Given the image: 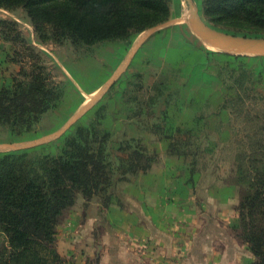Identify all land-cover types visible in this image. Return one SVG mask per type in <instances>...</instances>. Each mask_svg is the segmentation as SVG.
<instances>
[{
	"label": "trees",
	"instance_id": "trees-1",
	"mask_svg": "<svg viewBox=\"0 0 264 264\" xmlns=\"http://www.w3.org/2000/svg\"><path fill=\"white\" fill-rule=\"evenodd\" d=\"M0 8L23 9L39 43H69L83 55L93 53V47L104 42H131L171 16V0H0ZM199 11L219 29L264 36V0H201ZM170 32L202 56L192 65V74L203 83V75L209 73L222 88L218 109L227 113L228 124L240 123L247 130L238 139L229 173L230 181L243 188L234 229L251 252L250 264H264V56L195 47L177 24L153 35ZM0 39L13 47L11 61L30 60L29 69L20 68L12 87L0 90V133L14 135L18 128L35 131L44 114L56 108L58 85L53 84L36 47L17 21L0 18ZM142 75L135 72L134 80L126 82L128 87L116 91L127 108L128 120L139 130L169 139L167 155L191 156L194 167L199 147L193 146L190 134L207 124L205 117L196 113L193 122H177L175 131L167 134L165 125L173 121L167 107L180 88L176 92L170 76L163 74L144 92ZM118 84L119 79L110 89ZM188 100L175 99L176 108L193 103V97ZM107 103L100 99L87 124L71 125L56 139L0 151V264H63L55 246L56 229L78 195L85 200L84 208L92 199L98 203L96 235L98 225L105 223L102 210L115 195L119 203L122 200L118 184L128 175L146 172L158 161L157 153L149 151L140 136L119 141L117 150L111 151V132L104 125ZM183 125L187 129L182 130ZM58 139L61 144L54 142ZM84 264H98V257Z\"/></svg>",
	"mask_w": 264,
	"mask_h": 264
},
{
	"label": "crops",
	"instance_id": "crops-1",
	"mask_svg": "<svg viewBox=\"0 0 264 264\" xmlns=\"http://www.w3.org/2000/svg\"><path fill=\"white\" fill-rule=\"evenodd\" d=\"M154 33L136 47L118 79L137 55H148L151 48L156 49L157 41L164 34ZM137 39L126 52L123 41L104 42L94 46L93 51L95 55L104 57L108 52L112 56L107 64L110 70L121 64ZM62 63L76 85L86 92L102 83L103 79L92 87H85L81 77H75L84 68H77L68 60ZM66 121L67 118L48 130L54 131ZM123 122L127 126L125 131L131 136L137 135L139 129L135 124ZM146 143L149 150L157 153L158 161L146 172L134 174L119 184L122 200L119 203L118 197H114L111 205L103 209L105 223L98 225L96 235L93 234L98 219L96 206L91 205L83 216L78 197L57 226L59 248L65 254L83 259L79 264L85 256L94 254L99 264H232L235 255L239 260V250L247 256L244 245L239 246L233 239L238 221L234 209L238 191L226 179L228 165L220 163L216 172L201 173L196 167L191 169L189 159L167 155V139H157L149 133ZM219 207L225 214L218 213ZM68 221L71 225H67ZM79 242L82 244L76 245Z\"/></svg>",
	"mask_w": 264,
	"mask_h": 264
},
{
	"label": "rangeland",
	"instance_id": "rangeland-1",
	"mask_svg": "<svg viewBox=\"0 0 264 264\" xmlns=\"http://www.w3.org/2000/svg\"><path fill=\"white\" fill-rule=\"evenodd\" d=\"M193 1L200 9L201 0H193ZM187 8L188 6L185 0H171V16L167 20H173L175 18H179L181 15H183L182 16L183 19L188 14ZM0 18L15 20L18 22L19 28L23 32L24 36L31 42V44H33V46L36 47L37 53L41 56L40 63L46 67V71L49 72L53 84L58 85L57 86L58 92H56L57 106L56 108L49 110L44 114L42 121L38 125V129L31 132H23L22 128H18L17 133L14 135L8 134L7 132H2L0 133V145L5 143H13V142H27L39 138L41 136H44L47 133H50L48 129H50L51 126L57 124L59 121L64 120L66 118L68 120V118H70L75 112H77L79 108L83 107L86 104H87L86 110L82 112V115L72 125H74L75 127L78 124H87L89 122V119L93 117V113H94L93 106L100 99H103V101L106 102L109 101V103H107L108 109L106 111L104 125L111 132V136H112L111 138L113 141L111 144V151L115 152L117 150V144L119 141L125 140V138L135 137V136L142 137L143 143L147 147L146 140L148 138L149 133L155 135L157 139H162V137L159 138L158 135H156L155 133L143 131V130H139L137 135L131 136L128 131H125L127 126L124 125L123 121L125 122L128 121V123L131 121L128 120L126 115L127 108L121 102L122 98L119 99L120 95L116 91H118V89H121L123 86H126L127 80L128 81L134 80L135 72H143L141 80L144 85V89H143L144 92H146V88L157 78V76L168 74L170 76L171 84H173V86L176 87L175 89L180 88L179 89L180 91H178V89L176 90V92L178 91V96H176L175 94L174 99L170 98V103L168 104L167 107L169 115L174 121V122L170 121L169 122L170 125L168 124V120L165 122V124L166 123L168 124L165 125L166 126L165 130L168 132L167 134L169 133L172 134L175 131L174 129L176 128L177 122L181 124H183L184 122L185 124H189L193 122L196 113L197 114L202 113V115L205 117L207 121V124L200 127L199 130L191 131L192 134H190V141L192 142L193 146L194 147L198 146L200 150L199 151L197 149L198 155L196 154L197 157L194 167H196V170L200 169L199 172L201 173L209 172V170H211L212 172L214 171L216 172L218 164L220 163L224 165L226 164L228 165V169L226 171L227 173L226 179L230 183L234 184L233 182L230 181L231 180L229 175L230 168L232 166L233 159L237 152L238 139L244 138L246 136L247 130H245L244 125L240 123H235L234 126L228 124L227 119H229V116H227V113L225 111L221 113L222 110L218 109L219 103L223 99V93H222L223 90L213 82V79H211V75H209V73H205L202 77L203 83H200L197 80V75L192 74L193 71L192 65L195 63L197 59H200L201 56L199 55L200 53L198 52L197 49L196 50L194 48L191 49L187 45L184 46L181 39L174 37L172 32L166 34L163 33L164 35L160 36L161 40L157 41L158 44L156 45V49L151 48L148 55L145 54H143V56L137 55L136 58H134L135 60L132 61L127 71H125L124 79L121 80L122 77L119 79L121 80L120 81L121 84H118L117 87L112 89H110L111 86L108 87L100 97L98 96V98L93 99V95L97 92V88L95 90H92L91 92H86L81 86H77L72 75L67 71L64 63L62 62H66L68 60L69 62L75 63V66L77 68L79 67L84 68L82 72L80 71L77 72L79 73V75L78 74L75 75L74 73L73 75H75V77L77 78L81 77L80 79L85 83L84 84L85 87H92V85L97 84L99 81L103 79L102 83L99 85L100 87L101 85L106 83V81L113 73H117L118 70H121V68L123 67L122 63L121 65L119 64L117 65V67L115 65L112 69L108 70L109 68H107V64L111 61L112 58V56H110L108 52L104 57L101 54L95 55L94 54L95 51L91 54L86 53L83 55L82 53H78L74 51L72 46L69 45V43H64L63 45H56L54 43H48V44L38 43V41L34 37L33 27L30 24L25 12L21 8H16L14 10H6L0 8ZM174 23L178 25V30L182 32L181 34L189 42L194 44L195 47H199L201 49L204 48L201 45V42L198 41L196 37L189 32V28L184 21L174 22ZM145 30H143L142 32H144ZM142 32H140L135 38H133L131 42L123 41L125 42L124 52H126V50L132 45L135 39L140 37ZM112 42H117V41H112ZM100 45L101 44L97 46L99 47ZM106 50H110V49H106ZM12 53H13V47L11 46V44L4 42L3 40L0 39V90L4 87L5 88L12 87L14 82L13 79L22 66H26L29 69L30 60L25 59L24 61L21 60L11 61L9 57L10 55H12ZM83 58L85 59L80 61ZM61 59H63V61ZM126 68H127V64L119 73L116 74L115 80L120 77V74ZM174 68L175 70H173ZM112 76H114V74ZM78 87H80V89H78ZM191 97H193V103L191 105L183 104L182 107L176 108L174 103L175 99L180 101L184 99V101L186 102L189 101L188 99H190ZM108 125H110V127ZM184 129H187L185 125H183L182 127V130ZM167 140L169 145V139ZM54 142L56 144L62 143L60 139ZM147 149L149 150L148 147ZM149 151H154V150H149ZM185 158L189 159V161H191L192 159L191 156H187ZM194 167L191 166L193 170L195 169ZM139 172H143V171H139ZM131 176L132 175L130 176L128 175L127 176L128 179H125L124 181L129 180ZM205 184L206 183L203 182V185ZM234 186L238 191V193H236L237 202L234 206L235 212L237 213L236 207L238 204L241 190H243V188L242 189L238 188L236 184H234ZM119 190L121 192L120 187ZM78 197H80L79 200L81 203L79 207L83 216L85 215L86 210L91 205H95L96 206L95 208L97 210L98 203L96 199H92L89 202L88 206L84 208L85 200L80 195H78ZM111 203L109 205H111ZM218 213L220 215H223L225 214V211L219 207ZM65 215L63 216L62 220L64 219ZM67 225H71V222L68 221ZM233 239L237 242V244H239V246L244 245V248L246 249L248 255L246 256L244 251L242 252V250H239L238 252L239 254H241V256H239V260H238L235 255V259L232 264H250L252 260V255L248 249L247 244L242 242V240L236 235V232L234 233ZM81 244L82 242H79L76 245H81ZM55 246L58 253L62 256L64 260L63 264H79V262L83 260L80 259L79 257H76V255L74 258L73 257L74 255L71 256L68 253L65 254L66 253L65 250L59 248L57 238H56ZM94 250L95 249L93 247L92 250L93 253ZM96 257L97 255L95 254L88 256L87 258L85 256L84 261L86 262L87 259L96 258ZM84 261L82 264L85 263ZM98 264H99V259H98Z\"/></svg>",
	"mask_w": 264,
	"mask_h": 264
},
{
	"label": "water",
	"instance_id": "water-1",
	"mask_svg": "<svg viewBox=\"0 0 264 264\" xmlns=\"http://www.w3.org/2000/svg\"><path fill=\"white\" fill-rule=\"evenodd\" d=\"M185 1L187 2V6H188L187 22L185 21L188 28L197 38H200L206 43H209L217 48L216 50H212V51H223L232 54L264 56V36L235 34L214 27L202 17L198 6L195 4L193 0H185ZM182 16L183 15L173 20L164 21L142 32L140 37L135 41L134 45L131 47V49L129 50V52L126 54L125 58L121 62L123 65L121 70L128 63L132 53L134 52L136 47L140 44V42L144 41L148 36H150V34L154 33L155 31L165 26L176 24L174 22L183 21ZM121 70H118L117 73H119ZM117 73H113L114 76H112L113 75L112 74L109 77V79L106 81V83H104L99 88H97V92L93 95V99L98 98V96L100 97L106 91V89L112 85V83L115 81V77ZM86 108H87V104L79 108L77 112H75L70 118H68V120L62 126L57 128L56 130L27 142H13V143L1 144L0 151L33 147L41 143L50 141L54 138H57L82 115V112L86 110Z\"/></svg>",
	"mask_w": 264,
	"mask_h": 264
},
{
	"label": "bare ground",
	"instance_id": "bare-ground-1",
	"mask_svg": "<svg viewBox=\"0 0 264 264\" xmlns=\"http://www.w3.org/2000/svg\"><path fill=\"white\" fill-rule=\"evenodd\" d=\"M186 15V14H185ZM184 22L186 21L187 22V16H185L183 19H182ZM185 22V23H186ZM185 27V26H184ZM189 32L191 33V34H193L191 31H190V29H189ZM194 35V34H193ZM195 36V35H194ZM196 37V36H195ZM196 39L198 40V41H200L201 42V45L202 46H204L205 48H208V49H211V50H216L217 48L215 47V46H213V45H211V44H209V43H206L205 41H203V40H201L200 38H197L196 37ZM194 40V39H193Z\"/></svg>",
	"mask_w": 264,
	"mask_h": 264
}]
</instances>
